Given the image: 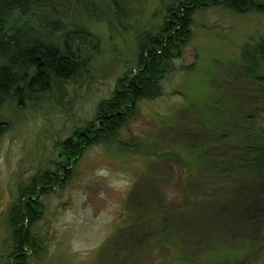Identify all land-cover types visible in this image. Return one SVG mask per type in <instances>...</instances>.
Listing matches in <instances>:
<instances>
[{
  "label": "rangeland",
  "instance_id": "1",
  "mask_svg": "<svg viewBox=\"0 0 264 264\" xmlns=\"http://www.w3.org/2000/svg\"><path fill=\"white\" fill-rule=\"evenodd\" d=\"M185 1L128 5L126 29L112 14L84 23L99 40L88 73L50 98L0 107V264H13L12 208L48 171L59 174L57 185L30 196L43 213L26 223L39 244L26 248L29 264H264V215L253 217L264 177L231 178L211 167L232 163L246 135L264 138V93L243 78L240 63L243 46L264 37V13L197 9L163 95L139 103L120 131L125 148L82 138L88 123L97 131L99 104L140 71L139 41L158 35L169 8ZM70 140L82 147L72 166L63 148ZM187 148H205L210 160L190 181L173 156L191 160ZM163 219L168 226L158 233Z\"/></svg>",
  "mask_w": 264,
  "mask_h": 264
},
{
  "label": "trees",
  "instance_id": "2",
  "mask_svg": "<svg viewBox=\"0 0 264 264\" xmlns=\"http://www.w3.org/2000/svg\"><path fill=\"white\" fill-rule=\"evenodd\" d=\"M138 2L140 0H0V107L7 101L19 106L25 102L50 98L55 92L59 93L63 85L73 83L87 74L99 49V40L84 23L103 21L112 14L121 20V28L126 29L122 20H128L132 15L131 9L127 7ZM185 2L169 8L170 17L164 20L158 35L148 34L145 42L139 41L140 71L134 77L122 80L111 97L99 104L97 131L92 133L93 122L84 127L82 138L87 143L92 140L94 144H117L120 149L125 148L126 145L119 139L120 131L127 119L135 117L139 103L163 95L162 82L171 70L168 64L180 58L189 45L197 9L223 5L242 14L251 10L264 13V5L261 6L255 0ZM67 10L70 12L67 13ZM240 63L243 78L253 81L264 93V37L251 40L243 46ZM4 124L0 120V132L5 129ZM75 134L78 136V132ZM243 141L232 163L227 166L213 163L211 167L215 172H222L231 178L249 177L258 180L264 177V138L251 134L246 135ZM63 148L67 164H70L73 156L78 159L82 155V147L71 144V140L65 142ZM205 151V148H187L185 157L191 159L187 161L172 154L181 164L182 180L190 181L193 172L210 163L204 157ZM166 156V153L158 154V157ZM66 169L61 168V171L67 175L69 172ZM58 175L48 171L35 179L34 184L22 194L27 199L17 208H12L9 223L13 231V253L10 256L13 264H29L26 248L32 247L35 251L39 248L37 239L26 230V223L40 221L43 205L40 200L31 198L36 195L37 188L45 192L48 185H57ZM263 204L264 189L253 211L256 220L264 215ZM166 221L163 219L160 223L158 233L166 231ZM177 261L179 264L183 260L179 258Z\"/></svg>",
  "mask_w": 264,
  "mask_h": 264
},
{
  "label": "water",
  "instance_id": "3",
  "mask_svg": "<svg viewBox=\"0 0 264 264\" xmlns=\"http://www.w3.org/2000/svg\"><path fill=\"white\" fill-rule=\"evenodd\" d=\"M99 119H100V117L97 118V120H99Z\"/></svg>",
  "mask_w": 264,
  "mask_h": 264
}]
</instances>
